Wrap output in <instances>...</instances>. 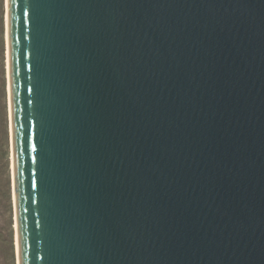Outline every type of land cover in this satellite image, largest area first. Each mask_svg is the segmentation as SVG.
<instances>
[{"label":"water","instance_id":"95a60500","mask_svg":"<svg viewBox=\"0 0 264 264\" xmlns=\"http://www.w3.org/2000/svg\"><path fill=\"white\" fill-rule=\"evenodd\" d=\"M20 264H264V0H8Z\"/></svg>","mask_w":264,"mask_h":264},{"label":"rangeland","instance_id":"374dc122","mask_svg":"<svg viewBox=\"0 0 264 264\" xmlns=\"http://www.w3.org/2000/svg\"><path fill=\"white\" fill-rule=\"evenodd\" d=\"M7 17V0H0V264H18Z\"/></svg>","mask_w":264,"mask_h":264},{"label":"bare ground","instance_id":"6f19581e","mask_svg":"<svg viewBox=\"0 0 264 264\" xmlns=\"http://www.w3.org/2000/svg\"><path fill=\"white\" fill-rule=\"evenodd\" d=\"M9 11L8 8V0H7V12ZM7 46H8V71H9V83H8V88H9V94H10V53H9V15L7 17ZM10 114H11V95H10ZM11 130H12V143H13V129H12V114H11ZM13 168H14V145H13ZM14 188H15V183H14ZM15 224H16V248H17V255H18V264H20V253H19V243H18V220H17V209H16V194H15Z\"/></svg>","mask_w":264,"mask_h":264}]
</instances>
